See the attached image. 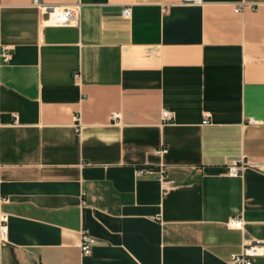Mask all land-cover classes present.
Returning <instances> with one entry per match:
<instances>
[{
  "label": "crops",
  "instance_id": "obj_1",
  "mask_svg": "<svg viewBox=\"0 0 264 264\" xmlns=\"http://www.w3.org/2000/svg\"><path fill=\"white\" fill-rule=\"evenodd\" d=\"M38 1L79 18L0 0V264H231L264 240V0Z\"/></svg>",
  "mask_w": 264,
  "mask_h": 264
},
{
  "label": "built area",
  "instance_id": "obj_2",
  "mask_svg": "<svg viewBox=\"0 0 264 264\" xmlns=\"http://www.w3.org/2000/svg\"><path fill=\"white\" fill-rule=\"evenodd\" d=\"M181 4H201L202 0H180ZM33 5L39 7L41 13L45 17L43 20L44 25L55 26V27H63V26H71L74 25L79 18V10L80 4L64 6V7H51V6H43L39 3L38 0H32ZM234 11H239V7H235ZM131 14V10L129 7H124L121 10V15L125 18H128ZM2 60L6 61L8 55L5 53L3 49L1 53ZM162 118L165 121L171 120V114L164 110L162 111ZM203 124H208V120H204ZM250 124H255L256 122L250 120ZM159 153H165L164 150ZM247 163L245 161H241L239 164L231 165L228 168V174L231 176H235L240 174L241 170L247 167ZM260 173L264 174V165L253 167ZM144 172V169H139L137 171L138 174ZM157 179L160 182L161 190L167 191L174 187V181L168 177L166 167L161 165L157 171ZM228 227L242 230L244 226V222L241 218L234 217L229 219L227 223ZM7 225L6 218L4 215L0 216V247L6 243L7 237ZM93 240L84 232L81 233V241L79 244L80 251L83 255H88L91 249V243ZM257 257H264V240H250L243 243L239 253L233 254L230 259L231 264H253L252 260Z\"/></svg>",
  "mask_w": 264,
  "mask_h": 264
}]
</instances>
